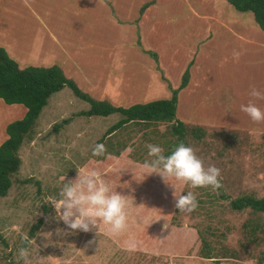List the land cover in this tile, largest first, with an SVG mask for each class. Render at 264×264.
<instances>
[{"label": "rangeland", "instance_id": "374dc122", "mask_svg": "<svg viewBox=\"0 0 264 264\" xmlns=\"http://www.w3.org/2000/svg\"><path fill=\"white\" fill-rule=\"evenodd\" d=\"M145 1H112L120 16L129 17L132 11L134 14L140 10L139 17L145 8L149 9L142 19L141 32H127L117 41L129 42L144 34V45L153 44L151 47L159 54L165 53L172 62L180 65L186 55L190 56L192 80L202 81L191 85L198 90L201 86L214 90L216 99L221 96L231 106V112L251 120L241 111V105L250 100L264 109V99L250 95L253 87L264 93V33L258 31L249 12L239 13L225 0H212L210 7L217 9L216 17L211 9L207 12V4L197 0L192 5L202 9L199 13H211L200 21L187 17L189 12L181 11L172 0H159L142 9L153 0L142 4ZM26 6L24 2L11 5L16 10V21L13 20L18 23L17 30L21 27L20 14L29 13L23 23L33 29L37 25L32 13L46 12L44 23L49 28L61 23L56 34L60 42L67 38L63 45L76 44L77 40H105V9L93 7L90 0H28ZM109 10L113 16L111 5ZM102 11L104 14H100ZM231 22H236L232 24L235 27L214 28L212 37L206 38L208 25L228 26ZM199 28L205 29L206 34H200ZM234 51L240 53L238 59L233 56ZM140 52L144 53L143 49ZM92 55L87 72L78 65H69L62 69L64 76L93 99L114 106L127 107L168 97V79L173 78L171 87L176 88L185 69L179 76L178 66L166 65L162 59L156 70L154 63L111 46ZM198 98L193 101L194 108L200 106L196 104ZM213 107L209 105L201 115L179 109L178 116L185 127L180 141L171 134L167 123L128 125L105 137L106 129L119 119L118 114L77 116L88 106L68 88L50 95L30 136L24 138L16 153L19 166L10 178L6 196L0 198V264H24L19 257L22 247L34 250L33 264H264V214L249 208L233 210L229 204L240 197L263 196L264 121L251 120L257 127L262 125L261 129L239 121L230 124L228 116ZM24 110L22 105L7 106L0 100V145L7 138L6 126L21 120ZM64 120L68 122L63 124ZM180 143L193 147L205 167L214 165L221 172L222 187L218 190L169 180L177 196L189 191L196 195L199 206L191 213L180 212L175 207L174 189L160 175H147L143 167L145 161L152 159L148 144L159 145L167 156ZM97 145L106 149L103 155H93ZM93 168H104V179L114 190L134 198L129 208V227L118 234L103 222L92 231L73 232L59 220L51 205L52 198L59 199L64 184L77 178L78 169ZM38 221L39 228L29 236V229ZM57 229L68 234L58 235Z\"/></svg>", "mask_w": 264, "mask_h": 264}, {"label": "crops", "instance_id": "0c3cea01", "mask_svg": "<svg viewBox=\"0 0 264 264\" xmlns=\"http://www.w3.org/2000/svg\"><path fill=\"white\" fill-rule=\"evenodd\" d=\"M68 1L76 2L77 0H68ZM90 1H91V4L93 7L99 5L101 8L103 7L105 9V13H106V17H105V19H106L105 40L100 41V42H93L92 40H90V41L77 40L76 44L71 43L68 45H63V43L66 42L67 38H65L63 41L60 42V41H58L57 34H56L57 33L56 29L59 30L57 28V26H59V24H61V23L56 24V25H54L55 24L54 23L53 25H50L52 27L49 28L44 23V18H45V16L48 15V14H46V12H40V13H36V14L32 13V16L34 17V20H35L36 25H37L33 29H27V26H26L27 24L23 23V18H27V15L29 13L28 14L27 13L20 14L21 27H19V30H20L19 31V30L15 29L17 27V24H18L17 22H15L16 19H14L16 10H13L11 5H12V3L17 4V2L18 3L24 2L25 8H27L26 5H28V0H0V5L4 4L3 9L0 8V48L4 50L7 57L9 59H11L17 65V67L19 69H24L26 67L49 68V67L55 66L61 70L63 75H64V72L62 69L65 66L67 67L69 65H74V66L78 65L81 67L83 72H87L88 70H87L86 66H89V65H87L88 62L91 65V60H92L91 56L93 57L92 53H94L96 51L102 52V50H105V49L107 51V49L110 46L114 49H117L118 51H121V52L127 51L130 56L134 55L137 57H141L145 61H149L151 63H154V65H156V70H158L157 62H159V65H161V60L163 59V60H165L164 63L166 65H170L171 67L178 66L177 72L179 73V76H180L181 72L183 71L182 68L183 67L186 68L188 63L191 61V64L188 67L187 84L183 89L178 91L176 94V105H175V111H174L175 119L180 121L182 124L184 123L183 119H180L178 116V111L181 107H183L184 110L190 115H195V114L201 115L199 113H201V111L203 109H205V110L209 109V105H213L214 106L213 109H217L219 112H223L221 114L228 116V121L230 124H233L236 121H239V122H241L242 125L248 124L250 126H253L254 129H258V128L261 129L262 125H264V122H263V124L260 127H257L256 125H253L254 123L250 119L246 118L245 116H243L241 114L236 115L235 113L231 112L232 111L231 106H228V103H226V101L221 96H219L218 99H216L217 94H214V90L208 89V88H203L202 86L200 87L199 90L194 88V86H192L193 85L192 83L198 82L199 84H202V81L201 80H196V81L192 80L193 76L190 74L189 68H191L193 60L189 61L190 56L186 55L185 58H183L182 63L180 65L175 63V62H172L169 58L167 59V56L165 53L159 54L155 48L151 47L153 44H148V46H145L144 44H145V41L147 40V38L144 40V34H143V37L140 35V38H137V36L134 39L130 38L129 42L126 39L122 42L117 41L124 34L127 35V32H130L131 35L133 34L134 31H135V33L137 31L141 32L140 26H141V23L143 22L142 19H144L145 15L149 12V9L145 8V10L139 15V17L137 14L140 13V10L137 13L134 12V14H132V12H133L132 11L131 13L128 14L129 17L128 16H120L119 13H116L114 3L112 2L113 0H90ZM158 1L159 0H153L152 2L148 3L147 6L151 3H153L152 5H154ZM172 1H173V4L180 6L181 11H188L189 12V15L187 17L192 16L196 20H200L202 18V21H203V20H205V18H209V16L211 15V13L210 14L199 13V10H202V9L198 5H197L198 6L197 8L194 5H192L197 0H192L191 2L189 0H172ZM200 1L204 2L205 5L207 4L206 5V8L208 10L207 12H209V9H211L213 11L214 16L217 17V15H216L217 9H215V11H214V9L210 7V5L211 4L213 5V3H214V2H212V0H200ZM146 2H147V0L142 4H145ZM109 5H111V7H112L113 16L110 15ZM183 5H184V7H186V10H183V8H184ZM123 8L124 7H122V9ZM137 9L138 8L136 7V10ZM125 11H128V10H125ZM205 11H206V9H205ZM100 14H104V11H102ZM23 15L25 17H23ZM65 16H68V15L65 14ZM228 18H230V17H228ZM227 20H229V19L225 18V21H227ZM230 21L231 20H229V22ZM234 23H236V22H234ZM234 23L231 22V23H229L228 26H222L221 25L222 27L218 26L217 24H216V26H214V24L210 25V26L208 25L205 28L206 31H209L208 35L204 31L205 29L201 28L202 29L201 30L199 28V31L201 30L200 34L204 33V34H206L205 35L206 38L210 39L213 35V29L214 28H217V30H219V28L220 29L224 28V29L230 30L232 27H235L232 25ZM198 24H201V22H198ZM199 27H201V25ZM256 27H257L259 32L264 33V31L260 30L257 25H256ZM113 36L115 37L114 39L112 38ZM198 42H200V41H198ZM92 44H95V46L94 45L92 46ZM83 45H88V46L83 47ZM140 48L143 49L144 53L140 52ZM19 49L21 51H19ZM147 52H151V53L156 55V63L147 54ZM247 53L249 54L250 52H247ZM185 64H186V66H185ZM92 65H93V63H92ZM76 77H78V76H76ZM67 79H69V78H67ZM209 81L210 80H208L207 82H209ZM167 82H170L172 86L174 85L173 78L172 79L169 78ZM179 82H180V78H179ZM171 85H169V87L171 89H176L178 87L179 83H178L176 88L171 87ZM76 87L81 91V89L77 85H76ZM193 91H197V93H193ZM81 92H83V91H81ZM83 93H85V92H83ZM190 93H193V94L190 95ZM85 94L88 95L87 93H85ZM168 94H169V96L168 97L166 96L167 98L164 97L163 99H168L170 97V93H168ZM196 96H199V98H198L199 100H197L196 104H198L200 106L197 108H194L193 101L195 102ZM90 98L93 99L92 97H90ZM93 100H95V99H93ZM156 100H159V99H156ZM95 101H104V100H95ZM106 102L109 103L108 101H106ZM147 102H149V101H147ZM142 103H146V102H142ZM134 104H138V103H134ZM207 104H209V105L206 106ZM15 105H17V104L7 105V106H15ZM110 105H112V104H110ZM131 105H133V104H131ZM87 106H88V104H87ZM112 106H114V105H112ZM114 107H121V106H114ZM122 108H126V107H122ZM219 109H221V110H219ZM24 111H26V110H24ZM83 111H85V110H83ZM105 164H108V162H105ZM103 169L104 168H101L102 171H103ZM203 255L205 256V254H203ZM204 258H207L208 260L216 259V258H210V257H204ZM221 259H225V258H221Z\"/></svg>", "mask_w": 264, "mask_h": 264}, {"label": "trees", "instance_id": "16d2710c", "mask_svg": "<svg viewBox=\"0 0 264 264\" xmlns=\"http://www.w3.org/2000/svg\"><path fill=\"white\" fill-rule=\"evenodd\" d=\"M236 12H249L258 28L264 31V0H225ZM144 5L142 7L145 8ZM141 9V10H142ZM156 63V55L147 52ZM182 73L179 85L171 89L168 99L152 100L146 103L130 105L126 108L114 107L106 101H95L81 92L74 82L67 79L61 70L55 66L49 68L26 67L19 69L17 65L7 57L4 50L0 48V100L5 105H22L25 114L21 120L8 124L5 128L7 139L0 145V198L6 196L11 185V176L17 171L20 160L16 153L24 138L30 136L34 121L38 118L41 110L46 106L50 95L59 92L65 87L80 101L88 104V109L81 111L77 116L83 117H106L118 114L119 119L109 126L105 131V137L122 130L128 125L153 126L157 123H167L171 134L181 140L185 133L184 125L175 119L174 111L176 105V94L187 84L188 67ZM165 80V79H163ZM68 121H63L67 123ZM59 126H56L57 128ZM106 152V155H110ZM114 156L117 153L114 152ZM117 187V186H115ZM116 188H113V190ZM233 210L249 208L253 212L264 214V193L259 199L251 197H240L229 202ZM38 221L31 226L28 233L33 235L39 228ZM27 240L24 241V245Z\"/></svg>", "mask_w": 264, "mask_h": 264}, {"label": "clouds", "instance_id": "9594fccd", "mask_svg": "<svg viewBox=\"0 0 264 264\" xmlns=\"http://www.w3.org/2000/svg\"><path fill=\"white\" fill-rule=\"evenodd\" d=\"M233 56L238 59L240 53L234 51ZM250 95L256 99H264V93L255 87ZM241 111L254 122L264 121V109L258 107L252 100L247 105H241ZM147 148L148 155L152 157L143 165L147 175L153 173L160 175L163 181L174 189L175 207L180 212L191 213L196 210L199 206L198 201L191 191L186 195L177 196L175 186L169 183L170 179L190 184L193 188L211 186L213 190H218L222 187L220 169L214 165L205 167L204 161L197 156L193 147L180 143L167 156L159 145L148 144ZM105 151L103 145H97L93 149V155H103ZM77 171V178L64 184L59 199H51V205L54 206L59 220L73 232L92 231L93 228L99 227L100 222L110 225V230L114 234L126 230L129 227V208L133 206L134 198L113 190L112 185L104 179L105 174L98 169ZM168 226L166 223L164 228L167 229ZM57 234L68 233L57 229ZM19 257L24 264H33L34 250L31 247H22L19 250Z\"/></svg>", "mask_w": 264, "mask_h": 264}]
</instances>
